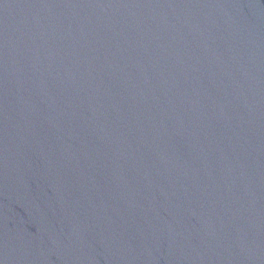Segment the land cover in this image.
<instances>
[{
  "label": "water",
  "instance_id": "obj_1",
  "mask_svg": "<svg viewBox=\"0 0 264 264\" xmlns=\"http://www.w3.org/2000/svg\"><path fill=\"white\" fill-rule=\"evenodd\" d=\"M0 264H264V0H0Z\"/></svg>",
  "mask_w": 264,
  "mask_h": 264
}]
</instances>
